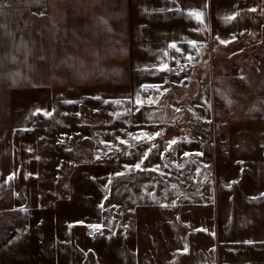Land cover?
<instances>
[{
	"label": "rangeland",
	"instance_id": "374dc122",
	"mask_svg": "<svg viewBox=\"0 0 264 264\" xmlns=\"http://www.w3.org/2000/svg\"><path fill=\"white\" fill-rule=\"evenodd\" d=\"M110 3L0 0V264H47L34 253V241L40 239L45 253L48 240L58 247L59 230L71 226L73 233L82 207L97 215L104 208L97 220L105 224L116 220L111 204L150 198L147 190L155 183L139 172H146L149 157L147 123H158L161 111L202 105L205 116L230 117L252 106L260 113L255 121L264 118V0H215L205 40L215 48L213 60L208 52L207 62L205 54L201 57L204 67L193 69L189 64L196 58L190 53L197 52H181L189 55L180 58L186 62L179 61L168 83L156 73L167 68L143 65L147 52L85 49L116 38L104 32L109 22L104 9L110 12ZM138 5L131 11L136 33L142 22ZM94 22L103 25L102 44L95 42L99 33L90 30ZM36 28L44 42L42 49L35 44L33 54L43 65L39 80L31 65ZM129 54L134 55L132 66ZM38 84L42 87L36 89ZM248 93L256 97H242ZM190 116L195 117L186 112L182 121L187 130L191 126L196 132L209 122ZM219 119L216 124L226 122ZM198 138L186 139L197 147L208 144ZM157 148L150 145V155L159 153ZM47 190L49 196L42 194ZM54 190L64 191L56 198L59 209L49 214L43 199L52 201Z\"/></svg>",
	"mask_w": 264,
	"mask_h": 264
},
{
	"label": "crops",
	"instance_id": "0c3cea01",
	"mask_svg": "<svg viewBox=\"0 0 264 264\" xmlns=\"http://www.w3.org/2000/svg\"><path fill=\"white\" fill-rule=\"evenodd\" d=\"M214 1L111 0V13L104 9L109 15L104 32H110V37L116 38H110L105 46H92L91 43L85 49L142 50L147 52L143 65L167 68V71L156 73L160 77L165 75L161 82H172L169 77L180 65L179 61L186 62L180 58L189 55L181 52H197L190 53L196 58V62L189 64L193 69L204 67L206 63L201 57L204 60L206 56L207 62L208 52L213 60L215 48L205 40L210 35L208 19ZM135 3L140 4L136 9L142 17L137 33L135 16L131 14ZM192 12H200L202 17L197 20L190 15ZM102 29L101 22L90 26L95 35L99 33L96 36L100 40L95 41L99 44L103 40ZM38 31L37 28L31 31L34 48L31 65L37 80L43 75L40 69L43 65L33 54L39 47L35 44H42L40 49L44 45ZM119 34L125 37L119 39ZM135 34H138L136 39ZM129 59L132 66L134 55L129 54L127 62ZM199 61L202 64L199 65ZM40 85L36 89L42 87ZM49 88L47 86V93L51 91ZM213 91L214 87H211L210 96ZM253 95L248 93L242 97H256ZM201 107L197 105L194 110L185 112L175 108L171 113L165 109L161 111L158 123H147L150 145L160 147L157 148L159 153L150 155L148 145L149 157L144 161L146 172H139L144 178L151 177L155 183V187L147 190L150 198L127 205L111 204L116 208V220L110 219L105 224L101 219L97 220V216L103 218L104 208L100 207L97 215L87 206L82 207L79 210L81 219L73 222L76 225L73 233L69 229L71 226L59 230L62 238L59 236L61 241H56L58 247L53 248V241L48 240L50 251L46 253L40 239L34 241V253L47 264H264V118L258 115L260 119L255 121L254 115L260 113L252 106L240 108L238 112L234 110L227 114H232L230 117L216 115V112L205 116L199 110ZM186 112L194 115L190 116L193 119L209 122L225 118L226 122L221 124L223 136L211 145H192L194 141L186 138L198 136L190 133H196L191 126L187 130L182 125ZM155 114L153 111L150 116L154 118ZM148 172L158 174L160 179L147 175ZM49 191L42 194L49 196ZM63 191L54 190L52 201L43 199L49 214L53 209H59L56 198ZM107 217L104 215V219Z\"/></svg>",
	"mask_w": 264,
	"mask_h": 264
},
{
	"label": "built area",
	"instance_id": "2783aa9c",
	"mask_svg": "<svg viewBox=\"0 0 264 264\" xmlns=\"http://www.w3.org/2000/svg\"><path fill=\"white\" fill-rule=\"evenodd\" d=\"M196 134L205 143L214 144L223 134V127L212 120L207 124L201 125L196 130Z\"/></svg>",
	"mask_w": 264,
	"mask_h": 264
},
{
	"label": "snow or ice",
	"instance_id": "6c2138e0",
	"mask_svg": "<svg viewBox=\"0 0 264 264\" xmlns=\"http://www.w3.org/2000/svg\"><path fill=\"white\" fill-rule=\"evenodd\" d=\"M190 15L194 16L197 20H199L202 17V13L200 12H192ZM223 43V41H222Z\"/></svg>",
	"mask_w": 264,
	"mask_h": 264
},
{
	"label": "water",
	"instance_id": "95a60500",
	"mask_svg": "<svg viewBox=\"0 0 264 264\" xmlns=\"http://www.w3.org/2000/svg\"><path fill=\"white\" fill-rule=\"evenodd\" d=\"M168 158H169V155L167 154V155H166V159L168 160Z\"/></svg>",
	"mask_w": 264,
	"mask_h": 264
}]
</instances>
